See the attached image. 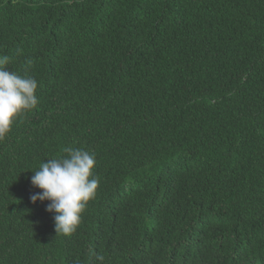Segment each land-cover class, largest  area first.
<instances>
[{
	"label": "trees",
	"instance_id": "1",
	"mask_svg": "<svg viewBox=\"0 0 264 264\" xmlns=\"http://www.w3.org/2000/svg\"><path fill=\"white\" fill-rule=\"evenodd\" d=\"M5 55L39 103L0 141V264H264V0H0ZM69 145L99 185L65 236L31 177Z\"/></svg>",
	"mask_w": 264,
	"mask_h": 264
},
{
	"label": "clouds",
	"instance_id": "2",
	"mask_svg": "<svg viewBox=\"0 0 264 264\" xmlns=\"http://www.w3.org/2000/svg\"><path fill=\"white\" fill-rule=\"evenodd\" d=\"M17 49V54L21 53ZM8 56H0V141L10 132L14 119L26 111L35 109L38 81L25 73L9 70ZM31 65L32 60L26 59ZM62 154L42 161L31 177L33 186L41 192L33 194L31 201H50L46 210L54 213L57 234L70 236L81 223V216L88 202L95 198L99 180L94 173L96 155L84 148L65 146ZM98 262L104 256L96 255Z\"/></svg>",
	"mask_w": 264,
	"mask_h": 264
}]
</instances>
